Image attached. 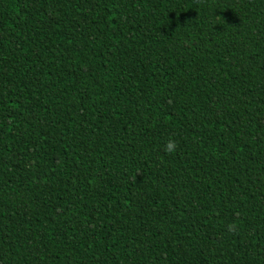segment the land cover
Masks as SVG:
<instances>
[{
	"label": "trees",
	"instance_id": "trees-1",
	"mask_svg": "<svg viewBox=\"0 0 264 264\" xmlns=\"http://www.w3.org/2000/svg\"><path fill=\"white\" fill-rule=\"evenodd\" d=\"M0 264H264V0H0Z\"/></svg>",
	"mask_w": 264,
	"mask_h": 264
},
{
	"label": "clouds",
	"instance_id": "clouds-1",
	"mask_svg": "<svg viewBox=\"0 0 264 264\" xmlns=\"http://www.w3.org/2000/svg\"><path fill=\"white\" fill-rule=\"evenodd\" d=\"M176 149V142L174 140H170L167 145H166V148H165V151L167 153H172L174 152ZM236 225L235 224H232V225H229L228 226V231L229 232H234L236 230Z\"/></svg>",
	"mask_w": 264,
	"mask_h": 264
}]
</instances>
